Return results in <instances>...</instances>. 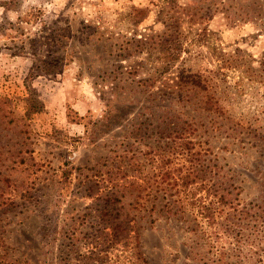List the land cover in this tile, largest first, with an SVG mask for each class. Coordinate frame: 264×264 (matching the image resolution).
Instances as JSON below:
<instances>
[{
  "label": "rangeland",
  "instance_id": "374dc122",
  "mask_svg": "<svg viewBox=\"0 0 264 264\" xmlns=\"http://www.w3.org/2000/svg\"><path fill=\"white\" fill-rule=\"evenodd\" d=\"M165 48L178 57L167 66ZM175 124L195 128L208 182L222 180L249 214H223L234 223L219 238L229 261L264 264V0H0L7 261L204 264L203 223L182 195L185 218L162 211L151 223L132 208L141 180L131 172L114 212L119 223L136 215L137 235L97 212L109 189L95 174Z\"/></svg>",
  "mask_w": 264,
  "mask_h": 264
},
{
  "label": "trees",
  "instance_id": "16d2710c",
  "mask_svg": "<svg viewBox=\"0 0 264 264\" xmlns=\"http://www.w3.org/2000/svg\"><path fill=\"white\" fill-rule=\"evenodd\" d=\"M173 49L165 48L161 52L159 60L162 65L167 66L178 59L174 56ZM177 94L179 100L184 101L185 94L180 90ZM189 130H195V128L192 125L186 128V125L181 127L180 124H175L170 128L171 132L168 135L164 136L162 132L158 142L148 145L147 151L142 155L131 150L117 153L106 170L95 174L102 177L101 180L104 181L106 189H109V192L100 197L101 199L104 197L105 206L97 212L111 225L109 228L117 229L116 232L124 228V231L135 232L134 235H137L140 220H137L136 215L128 221L121 219L119 223L117 219L120 217V212H114L117 207L115 204L122 203V198L116 195L114 189L120 188L121 181L126 180L132 172L136 180H141V182L136 181L139 188L134 197L133 210L137 212L143 210L151 223L155 221L153 216L162 211L180 214L185 218L181 205L177 208L175 203L180 202L181 199L175 201L173 198L182 195V200L186 201L191 209L196 210L203 223V247L208 253L204 256V264H241L242 262H230L231 255L227 248L223 246V243L220 246V236L229 234V230L234 225L229 218L226 219L227 223H224L222 219L225 211V216L231 211L240 212V219L247 218L246 215L249 214L244 208L240 210L239 202H236L237 198L232 197L233 192L222 180H218L216 184L208 182V166L205 154L200 149L203 142L201 139L193 138V131L189 132ZM134 175L131 176L134 177ZM142 181L147 186L142 187ZM114 222L115 225H113ZM238 225L243 224L238 223ZM106 230L104 229L103 234L111 236ZM118 234L113 233V237ZM128 243L125 242L126 245ZM0 264L13 263L8 262L0 251Z\"/></svg>",
  "mask_w": 264,
  "mask_h": 264
}]
</instances>
